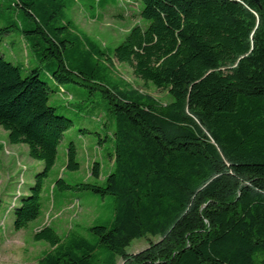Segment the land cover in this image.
Returning a JSON list of instances; mask_svg holds the SVG:
<instances>
[{
    "label": "trees",
    "instance_id": "trees-1",
    "mask_svg": "<svg viewBox=\"0 0 264 264\" xmlns=\"http://www.w3.org/2000/svg\"><path fill=\"white\" fill-rule=\"evenodd\" d=\"M117 2L82 0L93 9ZM139 2L142 23L108 54L90 38L81 43L70 20L60 25L65 0H0V126L43 164L15 197L12 228L43 215L45 201L86 191L107 198L111 218L65 237L41 227L33 239L51 248L36 264H264V0ZM13 30L40 65L27 60L24 72L5 57ZM112 59L170 100L113 81ZM97 89L111 135L79 130L94 133L97 146L107 142L112 169L104 184L58 175L43 195L74 125L67 112L79 113ZM63 148L64 167L78 170L74 141ZM90 171L98 178L99 162ZM149 237L158 239L126 251Z\"/></svg>",
    "mask_w": 264,
    "mask_h": 264
},
{
    "label": "rangeland",
    "instance_id": "rangeland-1",
    "mask_svg": "<svg viewBox=\"0 0 264 264\" xmlns=\"http://www.w3.org/2000/svg\"><path fill=\"white\" fill-rule=\"evenodd\" d=\"M65 1L68 3V7L63 9L61 15H58L61 18L60 25L70 20L73 22L70 31L79 37L81 43L85 44V39L90 38L108 54H111L114 47L132 26L142 23L138 15L141 8L139 0H118L116 5H109L104 9L89 8L82 4V0ZM13 11L15 12V10ZM8 12L10 13L9 10H6V13ZM61 31L66 35V29H61ZM12 33L13 36L10 39L14 42L11 44L5 42L6 45L4 43L2 45L5 57L22 64L24 72L27 68V60L32 64L40 65L31 56L29 48L19 37L18 30H13ZM107 66L113 81L122 80L129 87L149 93L161 102L170 100V95L166 90H158L153 84L145 83L136 77L128 64L112 59V64ZM85 90L88 91L87 88ZM70 101L73 104L79 100L70 99ZM50 102H53L52 98ZM65 102V99H57L56 103L65 105ZM82 104L88 106L85 107ZM102 105L101 92L97 89L86 97L84 103L82 102L78 106L79 113L67 112L74 119V125L65 134L63 144L69 140L74 141L78 148L77 161L80 163V168L71 171L64 167L65 158L62 144L58 150L56 163L45 180L43 195L49 192L51 183L58 175L71 183L87 181L104 184L105 177L112 169V160L107 154L109 150L106 145L108 146V144L103 142L102 146H97V137L94 133L81 134L79 130L85 128L89 131H99L101 134H110L102 127V122L106 119ZM92 106L93 110L90 109ZM59 110L61 109L59 108ZM91 115H94V118ZM93 161L100 164L98 178L91 175L90 167ZM42 166L41 161L28 155L26 144L10 143L7 139V131L0 126V264H36L38 259L51 248L45 241L33 239V234L45 225H50L61 237H65L71 229L85 233L90 225L106 223L111 218V205L109 201H106L107 198L100 201L97 196L83 191L75 193L79 196L78 198L68 200L61 198L57 204H53L51 200L45 201L43 215L31 222L27 228L15 231L12 228L13 215L10 208L16 201L15 197L28 190L30 184L33 183L35 173L41 170ZM55 201H57V197ZM157 239L158 237L134 239L126 251L137 253L146 249L150 241ZM116 264H126V260L118 257Z\"/></svg>",
    "mask_w": 264,
    "mask_h": 264
}]
</instances>
